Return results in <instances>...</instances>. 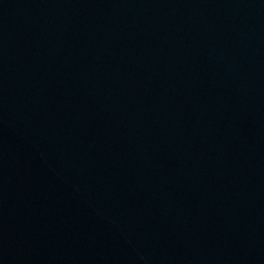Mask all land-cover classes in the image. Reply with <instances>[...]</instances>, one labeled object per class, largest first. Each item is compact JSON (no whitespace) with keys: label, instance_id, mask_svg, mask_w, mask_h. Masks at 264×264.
<instances>
[{"label":"water","instance_id":"1","mask_svg":"<svg viewBox=\"0 0 264 264\" xmlns=\"http://www.w3.org/2000/svg\"><path fill=\"white\" fill-rule=\"evenodd\" d=\"M0 264H264V0H0Z\"/></svg>","mask_w":264,"mask_h":264}]
</instances>
